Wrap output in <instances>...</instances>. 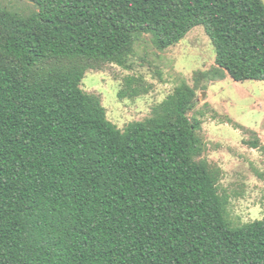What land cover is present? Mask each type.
<instances>
[{
	"label": "trees",
	"instance_id": "16d2710c",
	"mask_svg": "<svg viewBox=\"0 0 264 264\" xmlns=\"http://www.w3.org/2000/svg\"><path fill=\"white\" fill-rule=\"evenodd\" d=\"M30 1L29 17L0 8V264H264V219L234 225L202 158L195 88L124 130L82 88L130 69L142 36L164 51L198 26L216 51L204 77L264 81V1ZM151 90L128 76L118 97Z\"/></svg>",
	"mask_w": 264,
	"mask_h": 264
},
{
	"label": "rangeland",
	"instance_id": "374dc122",
	"mask_svg": "<svg viewBox=\"0 0 264 264\" xmlns=\"http://www.w3.org/2000/svg\"><path fill=\"white\" fill-rule=\"evenodd\" d=\"M0 8L22 17L39 12L30 0H0ZM129 62L130 69L110 64L89 71L82 88L99 96L108 119L124 130L150 118L153 109L185 80L197 91L190 117L203 123L202 158L223 171L220 193L229 197L230 220L236 226L263 220L264 150L253 144L264 146V81L236 82L229 75L223 80L204 77L217 65L215 47L203 26L164 51L151 35H144ZM128 76L143 77L152 86L151 92L120 100L118 94Z\"/></svg>",
	"mask_w": 264,
	"mask_h": 264
}]
</instances>
